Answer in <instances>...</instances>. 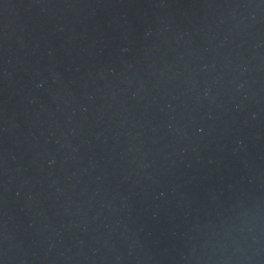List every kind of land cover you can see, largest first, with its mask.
Returning <instances> with one entry per match:
<instances>
[{
	"label": "water",
	"instance_id": "water-1",
	"mask_svg": "<svg viewBox=\"0 0 264 264\" xmlns=\"http://www.w3.org/2000/svg\"><path fill=\"white\" fill-rule=\"evenodd\" d=\"M0 264H264V0H0Z\"/></svg>",
	"mask_w": 264,
	"mask_h": 264
}]
</instances>
